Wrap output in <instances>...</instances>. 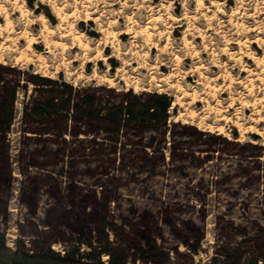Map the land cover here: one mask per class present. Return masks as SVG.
<instances>
[{
    "label": "rangeland",
    "instance_id": "374dc122",
    "mask_svg": "<svg viewBox=\"0 0 264 264\" xmlns=\"http://www.w3.org/2000/svg\"><path fill=\"white\" fill-rule=\"evenodd\" d=\"M0 1V22L7 10L14 28L13 39L0 31L1 63L14 67L0 77L18 76L21 82L30 72L52 73L48 76L72 85H101L110 100L116 97L113 92L128 87L134 92L162 90L171 95L167 122L214 135L212 141L204 133L196 138L189 127L174 124L157 138L162 161L156 148L144 146L146 160L141 146L115 144L133 162L112 172L81 160L53 161L58 156L83 158L92 148L97 150L91 156H105L110 148L106 141L98 148L92 139L103 142L101 134L64 130L65 142L60 143L53 139H58L55 129H24L20 109L32 82L16 85L8 129L0 133V235L5 244L56 252L104 244V257L120 256L127 264L135 263L137 252V264H223L226 255L239 262L251 255L262 263L264 0H54L65 15L61 20L49 0H23L26 15L10 1ZM39 11L52 26L46 41L36 36L31 42L43 58L17 57L25 37L15 30L26 26L37 34ZM59 22L73 24L71 33H58L54 24ZM79 30L84 46L71 39ZM247 49L263 61L246 56ZM154 134L146 130L139 137L147 140ZM247 140L263 147H249ZM207 145L218 147L203 153L200 148ZM255 150L259 154L250 153ZM61 215L75 228L86 227L85 240L93 242L68 245V240L42 239L38 230L52 228ZM59 227L72 232L64 223ZM98 229L101 236L95 234Z\"/></svg>",
    "mask_w": 264,
    "mask_h": 264
},
{
    "label": "trees",
    "instance_id": "16d2710c",
    "mask_svg": "<svg viewBox=\"0 0 264 264\" xmlns=\"http://www.w3.org/2000/svg\"><path fill=\"white\" fill-rule=\"evenodd\" d=\"M6 70H14V67L0 62V74ZM1 85L5 92L0 94V133L4 134L8 129L11 118V105L16 85L25 87L26 80L32 82L28 97L23 101L20 109V117L24 122V129L37 132H47L55 129L56 139L64 143L65 139L61 132L66 130L72 134L82 131L84 133L101 134L106 140L96 141L98 148L103 147L104 141L108 142L109 152L105 156L93 157L91 154L97 149H89L83 158L58 156L53 161L76 163L81 160L92 166H99L104 172H112L122 168L126 164H131L133 159L129 154L120 150H115V144L141 146L143 156L148 159L147 151L144 146L147 145L151 151L156 148L158 160L162 161L163 154L160 150V142L163 132L174 124L182 128L189 127L191 133L196 138L201 133L208 136L212 141L214 135L207 130H201L194 126H187L183 123L170 120L167 122V109L171 104V95L162 90H138L132 91L130 87L125 90L113 92L114 100L105 97L100 89L101 85H72L64 79H57L45 74L30 72L19 82L18 76L13 78L0 77ZM99 90V91H98ZM170 125V126H167ZM152 130L156 135L148 136L147 140H142L139 136L143 131ZM127 133L135 136L126 135ZM255 136V134H252ZM249 147H263L247 140ZM155 146V147H154ZM218 146H202L200 149L207 151L216 149ZM242 152H240L241 154ZM259 154L257 150L250 152ZM39 159L37 163H42ZM117 178V174H113ZM121 181V180H118ZM129 196V193H123ZM40 199H43L41 195ZM201 205V204H200ZM198 205L199 211L203 212V207ZM55 242H51L52 244ZM101 248L95 250H66L56 252L45 247L42 249L29 250L19 246L9 247L5 244L2 235H0V264H127L120 256L117 259H109L107 262L101 261L97 253ZM264 264V254H260ZM135 259H137L135 261ZM138 256L134 257V264H137ZM128 261V260H127ZM223 264H256L254 256H247L242 262L230 259L226 255Z\"/></svg>",
    "mask_w": 264,
    "mask_h": 264
},
{
    "label": "bare ground",
    "instance_id": "6f19581e",
    "mask_svg": "<svg viewBox=\"0 0 264 264\" xmlns=\"http://www.w3.org/2000/svg\"><path fill=\"white\" fill-rule=\"evenodd\" d=\"M8 1H10V3H11V5L15 8V9H17L18 10V12H19V14L20 15H26V13H27V11H26V7H25V5H23V0H8ZM1 2V1H0ZM49 2H50V7H51V9H53V13H55V14H57L58 16V19L59 20H61V19H64L65 18V15L63 14V12H61L62 10H61V7H57V6H55V4H54V0H49ZM8 3V2H7ZM65 3V2H64ZM4 6L2 5V3H0V8H3ZM5 9V8H4ZM5 12V11H4ZM29 12V11H28ZM6 15H3V16H5L4 18V21L3 22H0V31H2V30H6V38L8 39V38H12V34H10V31H12V30H14V28H13V24L11 23V19H10V15H9V13H8V11L6 10ZM4 14V13H3ZM23 17V16H22ZM21 16H20V19L22 18ZM87 17V16H86ZM28 19H29V17H27ZM35 18L36 19H38V21H39V23H40V25H41V29L38 31V33L37 34H33L28 28H26V26H25V28H21V29H19V30H15V32L17 33V35L20 37H25V42H24V44H22L21 46H19L18 47V49H17V57H23L24 59H27V60H30V58H38V59H41L42 60V54H41V52H40V50H34L33 48H32V46H31V42L32 41H36L37 39H36V36H39V38L40 39H43L44 41H46L47 40V37H46V32L48 31V29H50L49 31H52V26H49L47 23H46V20H45V16H44V14L41 12V11H39V12H37L36 14H35ZM92 19H93V17H92ZM66 21V20H65ZM26 22V21H25ZM29 22V21H28ZM61 22V21H60ZM57 23V24H54L55 26H56V28L58 29V33H60L61 35H63V34H67V33H69L70 32V30L72 29V27H73V24H68L67 22V24L66 23H64L66 26H64V24H61V23ZM99 27V26H98ZM43 29V30H42ZM75 29V28H74ZM57 31V30H56ZM75 31V30H74ZM124 31V30H123ZM80 32H81V30H79V32L78 33H76V34H74L72 37H71V39H73L74 41H75V43L76 44H79V45H85L86 43L85 42H82L81 40H80ZM125 32V31H124ZM129 32V31H128ZM3 33H4V31H3ZM50 33V32H49ZM71 33V32H70ZM73 33V32H72ZM1 34V33H0ZM51 35V34H50ZM59 35V34H58ZM60 35V36H61ZM15 36V35H14ZM64 36V35H63ZM84 36H86V35H84ZM51 37V36H50ZM3 38H5V36L3 37ZM17 38V37H16ZM49 38V37H48ZM13 39V38H12ZM11 39V40H12ZM39 40V39H38ZM255 40V39H254ZM4 41V40H3ZM12 41H14V40H12ZM43 41V42H44ZM52 41V40H51ZM74 41H72V42H74ZM86 41V40H85ZM15 42V41H14ZM87 42V41H86ZM2 43H4V42H2ZM12 44V43H11ZM44 44V43H43ZM47 44V43H46ZM45 44V45H46ZM49 46V45H48ZM153 46V45H152ZM116 47V46H115ZM3 48V47H2ZM78 48H79V46H78ZM87 48V47H86ZM85 48V49H86ZM47 49H49V48H47ZM84 49V50H85ZM51 51V50H50ZM83 51V50H82ZM117 51V50H116ZM61 52V51H60ZM121 52V51H120ZM1 54V53H0ZM102 54V53H101ZM116 54V53H115ZM244 54L246 55V56H248V57H250L253 61H255V62H258V61H263V57H260L259 55H256V54H254L251 50H245L244 51ZM32 55H33V57H32ZM96 56H98V55H96ZM100 56V55H99ZM103 56V55H102ZM113 56H114V54H113ZM116 56V55H115ZM74 58V57H73ZM37 59V60H38ZM100 59H101V57H100ZM102 60V59H101ZM241 60V59H240ZM17 61V60H16ZM19 61H22L21 59L19 60ZM25 61V60H24ZM34 61V60H33ZM0 62H4V59H3V57H1L0 56ZM28 62V61H27ZM40 62H43V61H40ZM82 62V61H81ZM254 62V63H255ZM33 63V62H32ZM45 63V62H44ZM37 64H38V62H37ZM43 64V63H42ZM83 64V63H82ZM256 64V63H255ZM262 64H263V62H262ZM44 65V64H43ZM42 65V66H43ZM46 65V64H45ZM48 65V64H47ZM260 65V64H259ZM40 67H41V65H39ZM44 67V66H43ZM42 67V68H43ZM108 67V66H107ZM246 68H248V67H246V66H244V65H241V69L243 70V69H245L246 70ZM45 72H47V71H45ZM43 73H44V71H43ZM186 73V72H185ZM46 74V73H45ZM50 74H52V73H50ZM50 74H48V75H50ZM94 74H96V73H94ZM184 74V73H183ZM98 75V74H97ZM101 75H103V74H101ZM52 76V75H51ZM105 76V75H104ZM108 76V75H107ZM161 79V78H160ZM112 80V79H111ZM111 82V81H110ZM180 87V86H179ZM251 88V87H250ZM180 89V88H179ZM250 90V89H249ZM135 91V90H134ZM183 91H185V90H183ZM177 98H179V97H177ZM176 101V100H175ZM172 103V102H171ZM255 103V102H254ZM252 103H250V105H251ZM261 104H263L264 105V103H261ZM172 105V104H171ZM248 105V104H247ZM253 105H251V107H252ZM170 107V106H169ZM192 111H193V109H191ZM190 110V111H191ZM191 111V112H192ZM196 112V111H195ZM193 113V112H192ZM182 114V113H181ZM191 116V115H190ZM192 117V116H191ZM252 119H253V117H251ZM191 119V118H190ZM256 119V118H255ZM189 119H187V121H188ZM237 121V120H236ZM253 121H255V120H253ZM191 122V121H190ZM200 122V121H199ZM194 124V123H193ZM198 124V123H197ZM235 124H237V123H235ZM196 125V124H195ZM239 125V124H238ZM237 125V126H238ZM206 126H208V125H206ZM210 126V125H209ZM240 126V125H239ZM251 127H252V125H251ZM254 127V126H253ZM252 127V128H253ZM218 128V127H217ZM249 128V127H248ZM259 128V127H258ZM208 129V128H207ZM211 129V128H210ZM222 130V129H221ZM250 130V129H249ZM261 130H263V129H261ZM260 130V131H261ZM254 131V130H253ZM252 131V132H253ZM216 132H218V131H216ZM220 133L221 134H223V135H226L225 134V132H221L220 131ZM260 133V132H259ZM264 133V132H263ZM227 136V135H226ZM57 243H53L52 244V247H54L55 245H56Z\"/></svg>",
    "mask_w": 264,
    "mask_h": 264
},
{
    "label": "flooded vegetation",
    "instance_id": "af4514ba",
    "mask_svg": "<svg viewBox=\"0 0 264 264\" xmlns=\"http://www.w3.org/2000/svg\"><path fill=\"white\" fill-rule=\"evenodd\" d=\"M11 173H14V172L11 170ZM7 208H8V206H7ZM82 215H83V217L85 216L84 213ZM59 223H64L65 225H67L72 230V232H68L65 229L60 228ZM52 224H54L55 226H53L52 228H49L48 230H38V232L42 234V239L48 240L50 238H53V239H57V240L60 239L62 241L68 240V245H72V243L76 244L78 242L81 243L82 241H86V243H92L93 242V241H90L88 239L85 240L86 237L88 238V235H86V227L82 226L79 228H75L73 225L69 224V222L66 220L64 215L57 216L56 219L54 220V222H52ZM39 227H41V228L45 227V224H41V225H39ZM95 234H96V236H101L102 232L98 229L97 231H95ZM100 242L101 243H107V242H113V241L101 239ZM191 245H193V244H191ZM103 246H104V244L98 245V248L103 247ZM162 248H164V247H162ZM102 250H103V248H101V250L99 251V256H98L99 259H100V257H104L103 255H106L105 253L101 252ZM137 253H138V255H141V254H139V252H137ZM138 255H135V256H138ZM107 257L108 256L105 257V262H107L109 260V258H107Z\"/></svg>",
    "mask_w": 264,
    "mask_h": 264
},
{
    "label": "built area",
    "instance_id": "2783aa9c",
    "mask_svg": "<svg viewBox=\"0 0 264 264\" xmlns=\"http://www.w3.org/2000/svg\"><path fill=\"white\" fill-rule=\"evenodd\" d=\"M61 252V251H60ZM100 260L101 261H103V262H105V257H100ZM137 259H135V261H136Z\"/></svg>",
    "mask_w": 264,
    "mask_h": 264
}]
</instances>
